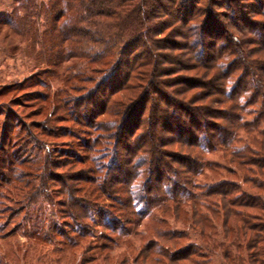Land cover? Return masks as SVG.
<instances>
[{
	"label": "trees",
	"instance_id": "trees-1",
	"mask_svg": "<svg viewBox=\"0 0 264 264\" xmlns=\"http://www.w3.org/2000/svg\"><path fill=\"white\" fill-rule=\"evenodd\" d=\"M13 6L2 21L37 50L36 81L44 86L40 75L61 78L71 91L81 85L85 92L70 96L69 115L85 136L82 155L63 164L27 132L19 141L33 142L38 152L22 142L8 160L7 170L25 188L26 174L39 182L22 193L29 207L24 234L67 248L89 237L97 241L85 252L103 255L142 220L172 246L150 239L132 264H218L207 251H223L219 264H264V0H16ZM179 50L188 61L178 59ZM119 94L124 98L115 100ZM48 111L47 121H61L62 105ZM175 146L180 150L166 149ZM219 151L241 166L232 169L240 179H207L219 169L209 156ZM75 166L71 185L63 174L57 178L73 226L49 224L56 219L46 216L56 215L52 173ZM170 211H184L188 228L208 243L184 245L179 241L193 234L163 229ZM103 230L113 235L108 244H99Z\"/></svg>",
	"mask_w": 264,
	"mask_h": 264
},
{
	"label": "rangeland",
	"instance_id": "rangeland-1",
	"mask_svg": "<svg viewBox=\"0 0 264 264\" xmlns=\"http://www.w3.org/2000/svg\"><path fill=\"white\" fill-rule=\"evenodd\" d=\"M14 1L16 0H0V138L3 140L0 141V228L4 229L0 232V264L2 260L6 264H112L113 262L121 264L126 259L127 264H132L141 248L146 245L148 246L150 239H159L165 245L172 246V243L157 236L155 229L151 228L148 221L142 220L136 221L134 231L126 238L124 237L123 241H119L118 239L119 244H116L115 247L112 246V250L109 253L106 252L104 254L103 252V255H99L102 254L100 251L98 253L97 251L85 252L87 244L97 241L89 237L85 239L79 238L80 240L77 245L67 248L64 241L62 243L65 246H59L58 243L51 244L50 241L44 240L41 237L37 238V241L30 240L24 234L27 228H25V224L22 221L27 217L26 211H28L29 207H27L28 200L26 202L22 200L24 197L22 193H28L32 189H38L39 182L34 179L33 175L26 174V180H29V186L25 188L24 183L26 181H20V178L18 179L17 176L10 173L11 171L7 170L8 160L16 159L15 153L22 142V148L29 147L34 154L38 152V147H33V142L44 143V152H53L56 160L63 162V164H66L68 162L67 160L71 162L70 160H74L75 156L82 155L85 136L79 133L81 129L77 126L75 120L74 122L70 121L69 115L73 109L70 103L73 97L70 96L82 98L85 92L82 91L81 85L76 86V90L71 91L72 84L65 85L61 78L49 79L46 76L40 75L44 86L36 81L38 80V72L36 69L37 62L34 59L37 50L35 48L34 50L32 49L33 46L26 37L12 32L2 21L5 15H12ZM161 38L163 40L165 39L163 36ZM176 41L182 42L180 37H176ZM175 54L178 55L180 61H188L186 60L187 54L185 51L179 50ZM165 66H169V63ZM82 93L84 94L82 95ZM124 96L123 94H119L114 99L124 98ZM55 105H62V109L64 110L59 112L62 118L58 123H53L51 119H48V121L46 119L47 114H49L48 110H52ZM42 107L44 110H42ZM101 119L109 120L111 118L106 116ZM161 121L162 118L155 120L159 126ZM56 131L59 133L55 134ZM27 132L35 140L29 143L24 142V140L22 142L19 141L20 137L26 136ZM158 132L166 136L168 134L161 128ZM30 137L27 138L30 139ZM244 137H246V134ZM166 149H169L170 152L180 150L176 146ZM227 156V152L221 153L220 151L209 156L210 159L213 158V160L218 162L219 169L215 172L208 173L207 179L211 178L212 175V179H221L223 177L231 180L240 179L239 175L232 174V169H239V167L241 169V166L231 164L230 161L232 160L229 161ZM2 158L5 159L2 161ZM4 161H7V163H4ZM15 162L12 164L15 165ZM42 163H38L36 167L42 165ZM172 164H175L174 161ZM26 167L29 168L28 165ZM78 168L79 166H75V169L69 171V168H65L55 173L53 172L54 169H52L51 173L53 172V177L52 179L50 178L49 184L57 192L54 204H52L53 214L56 215L49 217L46 214V216L56 219H50L49 224H54V221L58 220L63 228L73 226L72 220L65 216L67 208L63 206L64 197L61 198L58 195L59 191L61 193L63 192L64 185L57 178H60L63 174L64 179L67 181H64L66 185H71L68 174L71 175L77 172ZM161 168L163 169L162 165ZM229 168H231V171L228 170ZM22 169L25 170L26 168L24 167ZM15 185L19 187L18 190L21 191L20 193H13L11 191ZM80 198L77 196V199ZM52 210L50 209V213H52ZM164 216L166 223L162 225L163 229L176 232H189L190 235L193 234V237H195L192 241L184 238V240L179 241L181 244L185 245L189 242H198L202 246H205L208 243L206 237L202 238L200 235H195L197 229L192 230L188 228L186 220H189V217L184 214V211L178 212V214H173L170 211L164 214ZM161 217L163 218V213ZM72 233L70 230L69 234ZM44 235L45 233H41V236ZM70 237L74 238L76 235L72 234ZM111 238H113V235L109 231L103 230V236L99 240V244H108ZM76 239L78 242V238ZM174 244H179L178 240ZM207 252L212 258L211 261L219 264V261L222 260L223 251L215 253ZM104 256L109 257L107 262L104 260Z\"/></svg>",
	"mask_w": 264,
	"mask_h": 264
}]
</instances>
